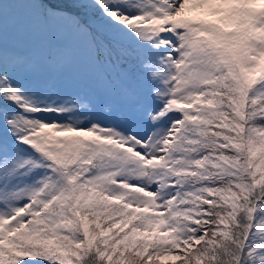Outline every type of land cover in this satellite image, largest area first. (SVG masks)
Wrapping results in <instances>:
<instances>
[{
  "label": "snow or ice",
  "instance_id": "1",
  "mask_svg": "<svg viewBox=\"0 0 264 264\" xmlns=\"http://www.w3.org/2000/svg\"><path fill=\"white\" fill-rule=\"evenodd\" d=\"M264 264V0H0V264Z\"/></svg>",
  "mask_w": 264,
  "mask_h": 264
},
{
  "label": "rangeland",
  "instance_id": "2",
  "mask_svg": "<svg viewBox=\"0 0 264 264\" xmlns=\"http://www.w3.org/2000/svg\"><path fill=\"white\" fill-rule=\"evenodd\" d=\"M162 259H165V264H166V258H162Z\"/></svg>",
  "mask_w": 264,
  "mask_h": 264
}]
</instances>
